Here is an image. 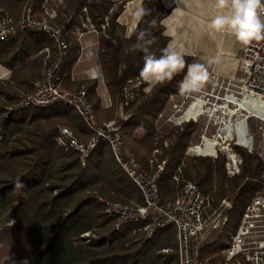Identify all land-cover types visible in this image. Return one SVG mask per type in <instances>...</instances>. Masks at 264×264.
Returning a JSON list of instances; mask_svg holds the SVG:
<instances>
[{
  "label": "trees",
  "instance_id": "16d2710c",
  "mask_svg": "<svg viewBox=\"0 0 264 264\" xmlns=\"http://www.w3.org/2000/svg\"><path fill=\"white\" fill-rule=\"evenodd\" d=\"M28 1L0 0V5L17 18ZM42 1L36 0L39 5ZM84 5L90 7L99 24L97 18L107 14L113 2L70 0L65 15ZM122 11L120 6L112 14L106 32L108 37L101 35L99 39V55L112 98L111 107H101L96 93L97 81L83 82L78 87H85L96 114L103 121L118 116L126 82L140 76L144 53L130 50L137 35L145 32L147 38L154 40L150 51L156 55H160L161 49L170 41L162 24L170 10L161 0L142 2L143 15L130 38H126L124 27L116 23ZM3 44L0 46V64L10 69L12 75L8 82L0 83V264H173L177 257V252L173 254V249L177 250L173 241L158 246L154 242L155 236L148 239L144 234L134 235L130 229L113 230L114 222L105 214L102 200L142 203V198L138 188L117 166L109 146L101 142L82 166L79 152H65L56 144L59 125L80 120L87 129L73 109L64 106L27 109L5 117L6 107L21 98L20 90L31 93L33 81L40 78L41 57H33L43 48H50V66L57 60V52L53 40L47 36L43 41L24 46L19 40ZM75 60L74 53L73 57L68 55L61 70L64 66L70 68ZM185 60L188 64L189 60ZM183 75L177 74L171 81L157 84L140 103L125 109V114L130 117L120 121L123 136L132 155L144 167L149 164L155 148V120L166 107L170 95L179 92ZM139 130L145 132L141 139L136 136ZM193 130V124H186L176 133L170 149L164 150L162 158L167 157L168 164L160 181L162 201L176 192L171 177L184 158ZM77 133L87 142L84 131ZM242 155V173L233 178L227 177L226 158L222 156L217 160L193 158L185 165L184 177L196 183L204 193L211 194L214 207L224 199H230L233 205L224 234L214 244L201 249L202 261H213L221 254L226 248L224 242L228 233L237 232L247 205L264 190L261 155L257 152ZM86 233L91 236L83 237ZM164 249H171L172 254L162 253Z\"/></svg>",
  "mask_w": 264,
  "mask_h": 264
},
{
  "label": "built area",
  "instance_id": "2783aa9c",
  "mask_svg": "<svg viewBox=\"0 0 264 264\" xmlns=\"http://www.w3.org/2000/svg\"><path fill=\"white\" fill-rule=\"evenodd\" d=\"M135 1L142 3L144 0H112L109 12L97 18L99 24L88 5L65 15L70 0H43L38 7L36 0H29L18 19L0 5V43L20 40L26 33L42 34L53 40L57 52V60L50 66L51 49L47 47L40 52L46 66L42 78L33 82L31 93H22L16 103L6 107L4 115L7 118L23 110L55 106L73 109L91 138L86 143L81 142L72 129L60 127L56 144L65 152H79L81 164L85 166L99 144L106 143L117 166L138 188L142 198V203L102 200L105 214L114 222L113 230L130 229L134 235L144 234L152 239L160 230L174 227L179 264H212L210 259L200 260V252L208 242L210 231L224 229L228 215L223 211L232 210V203L224 199L214 207L213 196L184 177L183 160L171 177L178 186L175 197L162 201L160 181L168 164V158L162 156L168 148V136L164 138L156 133L152 158L145 169L127 146L122 124L117 118L100 120L84 87L69 89L65 86L66 76L61 72V66L69 53L70 35L77 39L86 34L108 37L106 32L112 14L120 6L124 11ZM61 18L62 23H59ZM236 62L239 78L227 79L211 70L199 92L171 94L167 102L170 113L161 112L157 119V122L163 119L180 129L186 124L194 125L193 132L199 134L200 139L187 148L186 156L207 157L193 154L192 149L213 140V154L208 157L214 160L220 156L226 158L228 178L241 175L243 153H253L258 148L264 163V40L248 44ZM147 87L140 76L131 77L123 89L117 117L127 120L125 109L149 95L151 91H146ZM1 99L5 101L4 97ZM252 119L258 123L255 132L250 130ZM257 135L260 136L258 146L255 143ZM168 139L171 141L170 137ZM90 236V233L83 235L85 238ZM225 245L221 252L224 264H264V190L247 205L237 232L229 235Z\"/></svg>",
  "mask_w": 264,
  "mask_h": 264
},
{
  "label": "crops",
  "instance_id": "0c3cea01",
  "mask_svg": "<svg viewBox=\"0 0 264 264\" xmlns=\"http://www.w3.org/2000/svg\"><path fill=\"white\" fill-rule=\"evenodd\" d=\"M161 2L166 9L170 10V14L162 23L165 29L164 34L170 38L169 43L174 42L177 50L184 53V58L189 60L188 64L199 63L204 65L207 74L211 72V70H214L215 73L227 79L239 78L240 74L236 71L235 59L244 54L247 45H242L227 32L217 33L208 26L211 18L217 14L215 0H188V3L185 5H181L180 0H161ZM177 8L178 10L174 11ZM141 10L142 3L133 2L118 17L116 23L124 27L126 38H130L137 28L141 17L137 20L136 13ZM100 36L101 35L86 34L83 38L77 39L74 35H70L68 55H72L73 57L74 53L76 60L70 68L68 66L62 67L61 72L66 76L65 86L69 89H79V84L83 82L97 81L98 86L96 93L100 99L101 107L103 109H108L112 105V98L106 85L99 55ZM40 52L33 57V59L43 56L40 55ZM0 68L8 69L2 64H0ZM10 77L7 79H0V83L8 82ZM20 91L24 93L23 90ZM72 114L76 115L74 111H72ZM69 125L73 127L74 132L76 131L75 133L81 142L84 141L77 133L78 131H84L85 134L82 135L84 139H88L87 142L89 141L91 133L84 127L80 120L71 121ZM144 135L145 132L143 130H139L136 133L139 139L143 138ZM144 168L147 169L148 165H145ZM227 200L232 203L230 199ZM229 211L224 210L223 212L228 215ZM223 234L224 230L218 229V236L208 241L206 246L217 242ZM230 234L234 233L229 232L228 235ZM173 245L177 246L176 231L175 236H173ZM164 250H168V253L170 251L172 252L171 249ZM176 252L177 251L173 249V254H176ZM173 264H179L178 255L173 259Z\"/></svg>",
  "mask_w": 264,
  "mask_h": 264
},
{
  "label": "clouds",
  "instance_id": "9594fccd",
  "mask_svg": "<svg viewBox=\"0 0 264 264\" xmlns=\"http://www.w3.org/2000/svg\"><path fill=\"white\" fill-rule=\"evenodd\" d=\"M187 3L188 0H180L181 5ZM215 8L217 14L208 25L214 32H227L245 46L252 41L264 40V0H215ZM142 15V10L138 11L137 20ZM153 43L154 40L147 38L145 32H140L130 49L144 53L140 77L148 85L145 90L151 91L157 84L171 81L177 74L184 73L179 82V91L182 94L199 92L208 78L204 65L187 64L184 53L177 50L174 42H170L161 49L160 55H156L150 51ZM10 76L11 70L0 68V79Z\"/></svg>",
  "mask_w": 264,
  "mask_h": 264
},
{
  "label": "rangeland",
  "instance_id": "374dc122",
  "mask_svg": "<svg viewBox=\"0 0 264 264\" xmlns=\"http://www.w3.org/2000/svg\"><path fill=\"white\" fill-rule=\"evenodd\" d=\"M135 2H139V1H135ZM36 5H37V7L39 6V4H37V3H36ZM25 6H26V4H25ZM25 6H23V8H22V10H21V14H22V12H23ZM21 14H20V16H21ZM20 16H18L17 19H18ZM45 39H46V35H42V34H34V33H26V34H24V35L21 37V39L19 40V43H21V46H22V45L24 46V45L32 44V43L37 42V41H43V40H45ZM0 46H4V44L2 43ZM40 57H41V61H40V67H41V68H40V72H41V75H40V77H42L43 74H44V72H45V70H46V66H45L44 61H43L44 56H40ZM42 57H43V58H42ZM241 57H242V56H241ZM238 58H240V57H238ZM238 58L235 59V62H236V60H237ZM237 67H238V64H237V62H236V71H237ZM186 70H187V68H186ZM185 72H186V71H185ZM237 73H238V71H237ZM238 74H239V73H238ZM144 97H145V96H144ZM144 97H143V98H144ZM169 105H170L169 103L166 104V107H165L164 110L161 111V112L166 111V112H164V113H165V114H169V113H170V106H169ZM135 107H136V106H135ZM161 112H160V113H161ZM160 113H159V114H160ZM125 116L128 117V118L130 117V115L127 114V113L125 114ZM158 116H159V115H158ZM158 116H157V119H158ZM126 117H125V118H126ZM116 118H117V120H118L119 122H120V121H124V120H126V119H124V118H120V117H116ZM157 119L155 120V123H154L155 133L159 134V136H160V135L163 136L164 138H166V136H168V137H170V138L172 137V140H171V141H170V140L168 139V137H167L168 148H166L165 150H169L170 147H171V145H172V142H174L175 139H176V138H175V137H176V133H178V131H181L182 129H180V127L174 126V125H172V124L165 123V122L163 121V119H159V122H157ZM249 123H250V130H251L252 132H255L256 129H257L258 123H257L254 119L250 120ZM60 127H70V129L73 130V127L70 126V125H59V126H58V131H59V128H60ZM183 127H185V125H184ZM73 131H74V130H73ZM163 134H164V135H163ZM199 139H200V138H199V134H195L194 132H192L191 137H190V141H189V143H188V146H187L186 149H185V152H186L187 148H188L191 144L198 143ZM161 140H162V139H161ZM259 142H260V136L257 135V138H256V140H255L256 146L259 145ZM193 149H194V148H193ZM185 152H184V158H183V161H184L185 165H187L189 162H191L193 158H199V157H190V156H186ZM254 152H257V153L260 154V151L258 150V148H257ZM247 153H248V152H247ZM222 157H223V156H222ZM150 158H152V156H150ZM210 158H211V157H210ZM212 159H213V158H212ZM213 160H214V159H213ZM177 188H178V186L176 185V192H177ZM176 192H175V194L173 195V197H175ZM173 197H171V198H173ZM171 198H169V199H171ZM169 199H168V200H169ZM125 230H127V229H125ZM125 230H124V231H125ZM174 234H175V228H174V227H169V228H166V229H162V230H160V231L155 235V240H154V242H155L156 245H158V246H160V245H162V244H171V242L173 241V236H174ZM217 236H218V229H214V230L210 231V234H209V236H208V240H207V241L213 240V239H215ZM161 252L164 253V254H172L171 251L168 253V252H165L164 250H162ZM212 264H224L221 254L218 255L217 257H215V258L213 259Z\"/></svg>",
  "mask_w": 264,
  "mask_h": 264
},
{
  "label": "bare ground",
  "instance_id": "6f19581e",
  "mask_svg": "<svg viewBox=\"0 0 264 264\" xmlns=\"http://www.w3.org/2000/svg\"><path fill=\"white\" fill-rule=\"evenodd\" d=\"M215 142L212 141H208L205 143L204 146H198L197 148L192 149V153L198 156H212V152H213V144Z\"/></svg>",
  "mask_w": 264,
  "mask_h": 264
}]
</instances>
